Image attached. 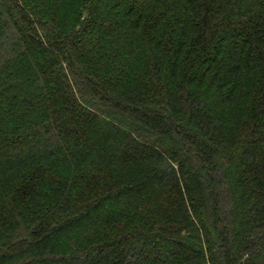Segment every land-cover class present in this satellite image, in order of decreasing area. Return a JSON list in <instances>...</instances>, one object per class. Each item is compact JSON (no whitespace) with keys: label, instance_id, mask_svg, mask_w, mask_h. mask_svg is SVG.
<instances>
[{"label":"trees","instance_id":"trees-1","mask_svg":"<svg viewBox=\"0 0 264 264\" xmlns=\"http://www.w3.org/2000/svg\"><path fill=\"white\" fill-rule=\"evenodd\" d=\"M0 264H264V0H0Z\"/></svg>","mask_w":264,"mask_h":264},{"label":"rangeland","instance_id":"rangeland-1","mask_svg":"<svg viewBox=\"0 0 264 264\" xmlns=\"http://www.w3.org/2000/svg\"><path fill=\"white\" fill-rule=\"evenodd\" d=\"M137 184V183H136ZM224 211V210H223ZM153 255H155L156 256V251L155 252H153Z\"/></svg>","mask_w":264,"mask_h":264}]
</instances>
